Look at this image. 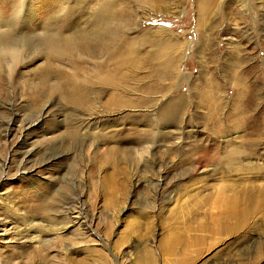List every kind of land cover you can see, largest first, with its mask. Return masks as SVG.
<instances>
[{
	"label": "rangeland",
	"instance_id": "obj_1",
	"mask_svg": "<svg viewBox=\"0 0 264 264\" xmlns=\"http://www.w3.org/2000/svg\"><path fill=\"white\" fill-rule=\"evenodd\" d=\"M205 1L201 13L204 0H126L145 67L117 90L93 81L87 111L39 88L42 59L19 66L16 87L4 81L0 264H264V213L239 232L218 217V193L264 169V0ZM48 99L47 119L28 127ZM171 100L177 123L161 125Z\"/></svg>",
	"mask_w": 264,
	"mask_h": 264
},
{
	"label": "bare ground",
	"instance_id": "obj_2",
	"mask_svg": "<svg viewBox=\"0 0 264 264\" xmlns=\"http://www.w3.org/2000/svg\"><path fill=\"white\" fill-rule=\"evenodd\" d=\"M125 1L46 0V5L43 6L45 16L41 19L35 12L40 0H0V90L3 89L4 81H7L9 86L16 87L15 75L19 66H24L35 59H42L45 62L41 69L43 74L39 88L53 95H59L68 105H73L79 110L87 111L92 103L91 94L96 93L93 90V81L112 90L118 89L115 86L119 81L120 86L124 88L128 85L129 72L140 71L145 67L136 48L137 45L138 49L139 46H143L138 43L144 44L145 41H134L130 38V30H134L135 13L132 6L127 5ZM142 4L138 3L136 6L141 7ZM201 7V13L207 12L208 5L205 0ZM75 15L86 18V24L75 23L80 17L76 16V18ZM167 49V63L173 66L176 60L174 43L168 44ZM66 65L71 69H66L67 67H64ZM110 66H115V69L110 70ZM151 74L157 76L159 72L154 69ZM133 80L142 87V79L135 77ZM154 87L156 86L151 88ZM34 101L43 102L37 96ZM122 105L125 104L115 103L114 107L119 108ZM168 105L158 114L157 122L161 125L177 123L181 104L177 100H171ZM51 106L50 99L46 100L42 109L24 123L28 124V127L34 123H38V126L47 119ZM6 124L9 127L10 122ZM79 133V127H76L68 131L66 136L76 141L79 139ZM53 145V148L47 152L52 155L48 161L56 157L57 152L60 153L59 147L62 148L64 144ZM35 152L40 153L36 147H33L24 155L29 157ZM236 153L238 152L234 155ZM201 163L202 159H199L194 165L196 170L200 169ZM254 175L249 183H242L239 187L231 185L218 193L226 205L221 212L219 211L218 217H224L232 231L243 230L257 213H264V169L256 170ZM163 176H161L162 180ZM259 178L263 183L257 182ZM186 209L184 207L179 213L184 216L188 211ZM73 213L76 214L73 220L77 224H87L85 215L82 216L80 212Z\"/></svg>",
	"mask_w": 264,
	"mask_h": 264
}]
</instances>
